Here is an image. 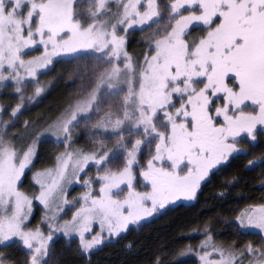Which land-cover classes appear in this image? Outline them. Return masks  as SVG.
Returning <instances> with one entry per match:
<instances>
[{
	"label": "snow or ice",
	"instance_id": "snow-or-ice-1",
	"mask_svg": "<svg viewBox=\"0 0 264 264\" xmlns=\"http://www.w3.org/2000/svg\"><path fill=\"white\" fill-rule=\"evenodd\" d=\"M162 11L167 23L160 30ZM153 24V45L140 63L126 51V34ZM192 25L202 26L198 40L187 38ZM38 46L42 55L26 60L31 54L26 50ZM57 62L77 72L90 66V75H79L94 86L70 97L63 112L46 123L45 131L65 145L53 167L33 175L39 185L35 199L48 210L47 236L39 227L27 228L33 198L18 186L33 165L40 137L17 146L16 138L7 136L10 121H0V252L22 245L24 264H47L54 232L77 235L81 251L90 254L104 242L105 231L108 239L117 237L170 203L194 201L213 170L240 152L242 134L253 146L264 135V0H168L163 7L160 0H0V84L13 81L21 101L11 117L23 107L25 78L38 84V76L46 74L38 70L50 71ZM43 91L37 86L35 95ZM81 125L90 128L88 138L100 148L70 150ZM129 136L138 137L130 147ZM111 140L115 146L104 149ZM153 143L155 152L149 151L151 158L139 170L150 191H137L139 155ZM90 163L98 173V193L85 179L79 207L60 224L58 214L69 203L61 202L65 185L73 177L79 182ZM257 166L264 161H249L250 168ZM235 221L237 235L258 230L259 244L224 247L206 227L200 250L189 248L181 256L195 255L199 264H264V202L246 206ZM5 261L0 255V264ZM155 264L163 261L157 258Z\"/></svg>",
	"mask_w": 264,
	"mask_h": 264
},
{
	"label": "trees",
	"instance_id": "trees-1",
	"mask_svg": "<svg viewBox=\"0 0 264 264\" xmlns=\"http://www.w3.org/2000/svg\"><path fill=\"white\" fill-rule=\"evenodd\" d=\"M139 29H131L126 34L125 48L129 56L141 63L148 52L149 42L147 36L143 35ZM191 36L192 33L187 38L190 40ZM49 68L50 71L42 72L46 74L38 76V84L44 85L47 88L46 92L35 102L24 106L14 123H10L6 129L7 133L14 138L17 134L24 138L19 143L16 142L17 146L23 144L26 147L31 143L39 132L46 128V123L55 120L67 105L68 93L75 82L72 75H69V73H73L74 66L57 62ZM33 83L37 84V81H33ZM3 87L4 92L1 93L3 101L12 102L13 97H17L13 85L11 86V82L8 81ZM26 122L29 129L27 134L25 133ZM21 123L24 126L19 125ZM59 144L55 139L39 140L35 160L44 159L46 151L49 153L51 151L46 156L47 159L55 157L61 150L56 149ZM261 148L264 150V138ZM54 151L55 155L52 153ZM245 154L239 153L230 158V162L226 166L223 164L217 172H213L210 178L202 183L194 202L176 201L179 203L175 202L174 206H168L164 209L165 211L161 213L159 211L139 224L130 225L126 231L117 237L108 239L90 254H77L74 244L65 242L63 238H56L52 244L62 252L61 258L66 264L73 261L80 264H155L157 258L162 260L163 264H194L195 261L197 262L195 255L189 254L183 257L181 253L189 248L198 251V241L202 242L206 238L205 228L207 227L211 235L212 231H215L213 239H223L240 249L242 244L246 245V242L234 239L228 234L226 227L228 222L225 225H220L212 219L206 226L201 225L200 222L214 211L232 210L234 206L244 202H247L246 206H248L251 204L248 201L252 202V199H255L256 203L263 202L264 180L260 179L257 171L254 172L261 168L259 166L250 168L249 161L254 160V156L247 154L245 156ZM228 171L234 173L232 175L237 177L239 184L228 191H223L220 176L223 172ZM88 175L87 171L84 176H87L88 179L91 178ZM75 189H77L76 186L73 190ZM200 201L203 206L198 208ZM194 228H197V231ZM13 249L16 253H11ZM26 252L27 250L22 245L9 246L0 252V255L25 259Z\"/></svg>",
	"mask_w": 264,
	"mask_h": 264
},
{
	"label": "rangeland",
	"instance_id": "rangeland-1",
	"mask_svg": "<svg viewBox=\"0 0 264 264\" xmlns=\"http://www.w3.org/2000/svg\"><path fill=\"white\" fill-rule=\"evenodd\" d=\"M160 2H161V5L163 7L164 5H166L168 3V0H160ZM113 11H115L114 6H113ZM185 14H187V13H185ZM161 16L163 17V20L159 26L160 30H162L164 28V25L167 23V12L162 11ZM134 28H140V27H134ZM143 28L148 29L149 25H144ZM201 28H202L201 25L190 26L189 32H190V34L192 33L190 40H193V39L198 40L201 37V35L203 34L200 31ZM197 29H199V30H197ZM139 30H141V29H139ZM156 30H157V26L155 24H153L150 30L142 31L143 35L147 36L146 38L149 42V47H150V45H153V41H151L149 39V37H151L153 35L154 31H156ZM193 31H194V33H193ZM120 35H125V33L123 31H120ZM26 51L31 53L30 55L25 56L26 60L27 59H33L34 57L40 56L43 53L42 48H40L39 46L37 48L29 49ZM148 52H149V49H148ZM148 52H147V54H148ZM56 59H58V58H54V60H56ZM121 59H123V57H121ZM141 63H143V61ZM102 70L103 69H100V71H102ZM38 71L40 73H42L46 70L40 69ZM92 71H93L92 68L90 66H86V65H81L80 69H79V72H85V73H88L89 75L92 73ZM79 72L76 71L75 67L73 68L72 77L74 78L75 82H74L73 87L70 89V91L68 93V98H70V97L75 98V97H78L81 95H86L87 91H91V88L94 86V84L89 82L87 79L82 80L80 75H79ZM25 80H26V85L23 88L24 99H23V107L21 108V110L24 108V106L30 105L31 103H33L37 99H39L47 90V88H45L44 85L36 84V83L34 84L33 83L34 80H31L30 78L26 77ZM6 82H8V81H5V82H3V84H0V108L3 109V111L0 112V121H10L9 124L10 123L12 124V123H14V121L16 120V118L18 116L16 118L11 117V110L13 108H15L16 105L19 104L21 101H20V94H17V93H16L17 97H13L14 100L12 102L8 103V102L3 101L1 93L4 92L3 85H5ZM10 82H11V86H12L13 81H10ZM82 84H83L84 89H85V91L83 93L81 92V85ZM37 86H42L44 88V91L38 97L35 95V88ZM30 97H32L33 99L30 100L29 99ZM175 103L177 106H179V100L178 99L175 101ZM19 114L20 113H18V115ZM100 115H103V113H100ZM19 125L24 126V124H22V123ZM89 130H90V128L86 129L83 125H81L79 128L74 130V132H73L74 144L72 145V148L70 149L71 151H76L78 149H82L85 152H87L94 147L100 148L99 144L94 143L93 141H91L88 138L87 133ZM141 133H142V129H141ZM38 135L40 137L39 140H41V141H43V139H49V138L56 140V138L54 136H52L51 133L45 131V128L42 129ZM7 136L13 137L12 135H9V133H7ZM20 137H21L20 134H17L15 137L16 138L15 142L19 143V141L21 140ZM136 138H138V137H135V136L127 137V139L130 141L129 147L131 146V143L135 142ZM263 138H264V135L258 136L257 141L255 142V145L253 146V142L247 140L246 136L242 134V136L238 138V140L240 142L237 144L238 149H240L239 153H246L247 155L254 156V158L253 157L252 158L255 161H264V150L261 148ZM56 143H57V141H56ZM115 143H116L115 140H111L110 142L106 143L103 146V148L104 149L113 148L115 146ZM36 148H37V145H36ZM56 149H58V150L61 149V150L57 153V155L55 157H52V158L50 157L49 159H47L46 156L48 154H50L51 151H50V153L48 151H46L44 154V157H43L44 159L35 160V158H34L33 165H31L29 169L25 170V174L22 177L20 184L18 185L21 191L27 193L30 197L33 198L32 212H31V215L29 217V220L27 221V228L29 230H34L37 227H39L41 229V231L45 234V236H47V234L50 231V229L48 228V224L46 222V213L48 212V210H46L44 208V206L38 200L35 199V196L39 195V185L34 183L33 175L37 171H42L46 168H50V167H53L55 165L56 157L65 151V145L63 143H61V144L57 145ZM150 150L153 153L155 152V143L151 144L150 146H144L142 153L139 155V162L135 168V175L137 178V181H136V190L137 191H146V190L150 191V186H146L144 184L142 178L139 175L140 168L146 167L147 160L151 158L149 156ZM52 153H54V155H55L56 152L54 151ZM238 154H233V157L237 156ZM246 154H245V156H247ZM242 155H244V154H242ZM229 162H230V160L226 164H224L223 166H226ZM120 166L121 167L123 166V157L122 156H121V165ZM220 166H222V165H220ZM220 166L218 167V169L220 168ZM260 168L262 170L257 169V170H254V172L257 171L256 173H258L260 179L264 180V167H260ZM218 169H214L213 172H215V171L217 172ZM116 170H118V169L114 167L113 171H116ZM87 171L89 172L88 176L91 177L89 179H91L94 183V190H95V192L98 193V190H99V183L97 182V174L98 173H97L96 167L90 163L88 166H86L85 171L83 173L79 174V176H80L79 182H77L76 178L73 177L72 183L65 185L66 193L61 197V202L63 199H67L69 201V203L63 204L62 206H63L64 211H62L58 214V220H59L60 224H63L66 221H70L72 219V216L74 215L76 209L79 207V203H76V201H79L80 197L87 190L84 186V183H83V181L85 179H88L87 176H84ZM230 172L231 171L223 172L220 176V180L222 182L220 184H221L223 191H228L232 187L239 184V183H237V181H238L237 177L232 175L234 173H230ZM75 186L77 187V189L73 190ZM121 187L125 188V190H126V185H122ZM182 201L186 202V203H190V202L192 203L195 200L194 201H185V200L181 199L179 202H182ZM251 201L252 202L248 201V203H251V204L256 203L255 199H252ZM179 202H176V203H179ZM263 202H264V200H263ZM198 203H199L197 206L198 208L203 206L202 201H200ZM173 204L174 203H170V204L166 205L165 209L168 206L169 207L174 206ZM246 205H247V202H244L242 204H237L236 206H234V209L232 208V210H223L222 212L214 211L212 214L209 213L210 215H207L206 218L202 219L200 224L201 225L203 224L206 226V224H208L210 222V220H212V219L217 221L220 225H225L228 222L229 224L226 227L228 229V234H230V236L232 238L237 239V240L242 241V242H246V244L249 243V241H250L254 245H258L259 240H260V235H261L258 230H255V229L247 230V231L242 232L240 235H237L236 228L232 227V225H236V221H235L236 215H238L239 212L243 208L246 207ZM248 205H250V204H248ZM159 211L161 213L165 210L164 209L158 210L157 212H159ZM147 218H149V217H146L145 219H147ZM142 221H140V222H142ZM93 228H94V233L99 232V224L98 223L94 224ZM194 229H195V231H197V228H194ZM94 233H92V234H94ZM214 233H215V231H212V236H214ZM92 234H86V236H88V238L90 239ZM103 236H104V242L107 241L108 240V233L106 231L104 232ZM58 237L63 238L64 241L67 243H70V242L73 243L77 254H81V253L83 254V252L81 251V247H80L79 237L77 235L72 234L71 236H65L63 232H54L52 235V240L48 242L49 243V250H48V257L46 258L47 264H66L64 262V260H62V258H61L62 252H60L58 250L59 248H57L56 245L52 244L53 241ZM204 237H205V235H204ZM213 242L218 244V245H222L224 247L232 246V244H229L220 238H214ZM201 243L202 242L198 241V246H199L198 251L200 250V244ZM99 246H97L96 248H98ZM244 246H245V244L244 245L242 244L240 249H242ZM96 248H94L93 250H95ZM236 248L239 249V247H236ZM11 253H16V251L13 249L11 251ZM5 258H6L5 264H24L25 260L27 259V257H25V259L23 257H17V258L5 257ZM196 258H197V262L195 261L194 264H199V259L197 256H196ZM68 264H80V263L79 262L74 263V261H73V262H70Z\"/></svg>",
	"mask_w": 264,
	"mask_h": 264
}]
</instances>
